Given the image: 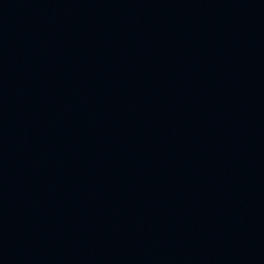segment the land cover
<instances>
[{"label": "water", "instance_id": "1", "mask_svg": "<svg viewBox=\"0 0 264 264\" xmlns=\"http://www.w3.org/2000/svg\"><path fill=\"white\" fill-rule=\"evenodd\" d=\"M264 184V0H0V264H126Z\"/></svg>", "mask_w": 264, "mask_h": 264}]
</instances>
